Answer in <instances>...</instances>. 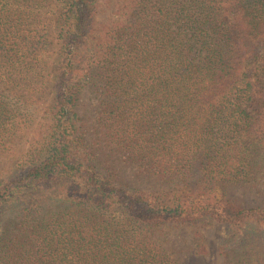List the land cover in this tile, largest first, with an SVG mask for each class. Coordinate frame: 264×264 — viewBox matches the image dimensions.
Listing matches in <instances>:
<instances>
[{
  "label": "trees",
  "instance_id": "obj_1",
  "mask_svg": "<svg viewBox=\"0 0 264 264\" xmlns=\"http://www.w3.org/2000/svg\"><path fill=\"white\" fill-rule=\"evenodd\" d=\"M113 2L98 25L101 0H0V152L27 143L0 264H175L164 235L200 222L240 232L222 264H264V207L215 188L264 182V0Z\"/></svg>",
  "mask_w": 264,
  "mask_h": 264
},
{
  "label": "rangeland",
  "instance_id": "obj_2",
  "mask_svg": "<svg viewBox=\"0 0 264 264\" xmlns=\"http://www.w3.org/2000/svg\"><path fill=\"white\" fill-rule=\"evenodd\" d=\"M113 4V0H101L100 12L97 16L98 25H107L108 21L116 18ZM98 102L99 97L95 91L89 88L83 90L77 105V113L84 117L88 124L96 115ZM90 135L88 134L89 137ZM21 141L13 152H0V179L10 176L15 171L17 160L23 149L27 147V143L24 140ZM116 163L126 178L134 180L130 177L135 172L132 164L125 162L122 157L117 159ZM260 179L264 180V175ZM215 188L218 196L238 205L264 207V182L261 185H234L218 182ZM227 234L237 237L240 232L215 222L188 224L169 229L164 235L166 241L163 245L175 264H222L223 258L218 253V243L219 239ZM260 237L261 240L256 246L262 253L264 252V235ZM199 244L204 246L205 253H198Z\"/></svg>",
  "mask_w": 264,
  "mask_h": 264
}]
</instances>
